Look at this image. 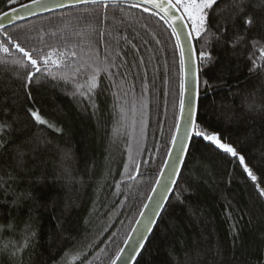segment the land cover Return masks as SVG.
<instances>
[{
  "label": "snow or ice",
  "instance_id": "6c2138e0",
  "mask_svg": "<svg viewBox=\"0 0 264 264\" xmlns=\"http://www.w3.org/2000/svg\"><path fill=\"white\" fill-rule=\"evenodd\" d=\"M4 2L8 10L0 12V75L7 79L0 80L2 85L0 96L4 97L0 100V172L8 179L0 187L15 184L17 186L15 190L19 194L12 198L10 204L0 205V209H7L5 219L10 221L4 227L5 232L14 231L17 227L13 222V213H25L27 223L20 229L24 235V243L19 247L21 255L38 232L35 221L39 220V216L33 220V213L46 207L36 189L48 183H58L55 178L50 180L46 171L36 175V170L46 163L42 153L51 147V141L43 135H37V132L43 130L61 135L64 133V117L59 113L45 112L33 93L46 84L58 85L63 82L66 88L71 87L69 93L71 97L78 100L84 111L88 112L98 107L96 104L100 94L98 90L101 89L102 78L106 75L112 86L117 89L119 102L120 88L115 81L128 75L122 74L121 70L127 68L130 73L133 68L139 71L141 66L145 65L143 56L139 63L135 62V56L132 57L131 64L128 62L129 46L136 52L140 49L132 40L127 39L126 35L116 41L117 45L124 43L125 47L119 48L114 56L110 55L113 33L109 29L117 27V33L119 32V26L123 25L126 19V11L138 10L142 16L148 14L150 18L162 23L169 32L171 69L168 68V49L165 48L164 94L167 96L169 91L178 94V103L174 104L175 124L170 135L165 136L162 132L161 139H165V144L157 142V152L164 148L166 153L162 163H159L155 181L151 183L146 199L144 193L140 194L139 199H144L142 206L137 209L130 203L136 197L129 191L125 198L119 201V210L111 216L112 222L105 226L103 219H100L96 225V231L99 233L96 242H90L93 219L84 221L87 225L84 231L88 235L81 236L77 232L73 237L74 229L69 216L62 210L60 216L53 217L56 221V233L64 242H89L87 254L80 257L76 264H84L87 257L96 251L99 254L94 256L93 264H140L139 258L147 251V243L150 240V235L146 233H154L173 198L180 206L188 207L191 197L199 191V181L191 177L186 178L184 169L188 167L189 157L193 161L197 160L195 153H198L201 147L212 149L217 155L231 161L235 165L233 171L238 168L245 181L253 185L258 197L264 198V170L249 163L243 147V144L255 139V133L243 144L233 142L231 136H225L222 129L213 128L211 123L202 119L200 105L201 83L206 89L210 87L207 79L201 81V73L216 63L217 58L212 52L216 45H219L221 48L231 49L232 59L244 61L247 70L244 83L247 85L254 82L250 88L241 89V84L237 81L236 84L227 86L228 91L233 96L242 97L241 106L249 113L264 111V102L259 108L255 107L257 84L260 91L264 92V0H231L227 9L219 11L215 30L211 33L212 12L219 0H26L24 3H20V0H4ZM56 10H66L62 19L67 23L60 29L46 30L43 26L38 29L29 28L18 23L28 17L53 13ZM33 31H36L35 36L32 35ZM49 39H56L58 42L52 45L48 43ZM148 43L150 42L144 41L145 45ZM155 43L161 45L159 39H156ZM101 49L102 63L105 65L103 67ZM150 59L159 60L155 54ZM169 71H174V77L168 76ZM230 76L231 68L226 67L222 69L219 79L227 84ZM14 85L18 86L19 93L12 90ZM233 88L240 91L232 93ZM132 90L134 92L135 84ZM148 93L149 84L145 76L142 95ZM20 95L24 96L25 103L17 108L14 101L19 100ZM249 96L253 97L251 103ZM25 104L30 106L26 107ZM147 106L143 102L140 103L141 124L142 109ZM22 114L26 117L24 121L21 120ZM49 117L53 120L50 121ZM231 119L232 117H229V120ZM55 124H59V127ZM135 127L134 121V130ZM144 150H147L146 145ZM57 151L61 153L62 173L72 178L67 163L72 159L71 152L59 149ZM128 158L134 164L135 172L130 170L126 173L121 172L123 178L116 181V187L121 189L118 195H124V186L128 185L129 181L145 174L141 171L142 166H150L160 161L159 156L152 155L137 161L131 145L128 149ZM200 159L203 161V157ZM260 159L264 161V152L260 153ZM201 166L202 164H197V170ZM124 168L128 169L129 165L125 163ZM25 177L29 178L28 187L21 190L19 184L24 183ZM181 181H184V184H181ZM228 183L231 184L232 180L230 179ZM158 191L159 196L156 195ZM7 199L6 196L5 200ZM52 207L55 209V204ZM66 208L70 210L71 204L66 205ZM115 208H117L115 204L101 202L93 211L92 217H107L110 215L109 210ZM121 216L124 219H121ZM124 220H128V223L125 224ZM116 221H119V225ZM117 227L127 229L123 233L122 241L119 239L121 233L113 231ZM241 231L237 229L233 234L234 244L237 240L243 243ZM105 236L106 241L103 240ZM78 248L79 243H73V248L67 251ZM9 255L12 260L15 259V251ZM61 259L63 260V257ZM257 264H264V255L257 257Z\"/></svg>",
  "mask_w": 264,
  "mask_h": 264
},
{
  "label": "trees",
  "instance_id": "16d2710c",
  "mask_svg": "<svg viewBox=\"0 0 264 264\" xmlns=\"http://www.w3.org/2000/svg\"><path fill=\"white\" fill-rule=\"evenodd\" d=\"M24 2L26 0H20V3ZM230 4L231 0H219L212 12L210 33L215 30L219 11L227 9ZM6 10H8L6 3L0 0V12ZM65 11L44 14L20 24L36 29L41 26L46 30L60 29L67 23L62 19ZM125 16L124 24L119 26L118 33L117 27L109 29L113 33L110 55L114 56L119 48L125 47L124 43L117 45L116 41L126 35L127 39L132 40L140 49L136 52L129 46L128 62L131 64L132 57L135 56V62L139 63L143 56L145 65L141 66L139 71L133 68L130 73L127 68L121 70L122 74L128 73V75L115 81L120 88L119 102H117V89L112 86L106 75L103 76L101 89L98 90L100 93L96 100L98 107L88 112L84 111L78 100L71 97L69 94L71 87L66 88L63 82L58 85L46 84L33 93L45 112L59 113L64 117L63 135L43 130L37 132V135H43L51 141V147L42 153L46 163L36 170V175L46 171L49 179L55 178L58 183H48L36 189L46 207L33 213V220L39 216V220L35 221L38 232L22 255L19 247L24 243V235L20 229L27 223L25 213H13V222L17 227L14 231L5 232L4 227L10 221L5 219L7 209H0V264H76L80 257L87 254L89 242H64L56 233V221L53 217L60 216L63 210L72 223L73 237L77 232L81 236L88 235L84 231L87 227L84 221L93 219L90 242L94 243L99 236L96 225L99 224L100 219H103L105 226L112 222L111 216L119 210V201L123 200L129 191L136 197L130 203L137 209L146 199L151 183L155 181L159 163H162L166 153L164 148L157 152L156 145L157 142L164 145L166 141L161 139L162 132L168 136L174 128V104L178 103L179 97L172 91H169L167 96L164 94L165 48L168 49V68L171 69L169 32L155 18H150L148 14L142 16L138 10L126 11ZM32 35L35 36L36 31H33ZM156 39L161 41L162 47L156 45ZM144 41L150 43L145 45ZM57 42L56 39L48 40L52 45ZM153 54L158 56V61L150 59ZM212 55L217 58L216 63L203 71L200 77L202 82L207 79L210 86L207 89L203 83L200 86L202 119L211 123L213 128L222 129L225 136H231L232 141L238 144L250 140L255 133V139L243 144V147L249 163L264 170V161L260 159V153L264 152V111L249 113L241 106L242 97L233 96L227 87L239 81L241 89H245L250 88L251 83L254 82L247 85L244 83L247 71L244 61L232 59L233 53L230 48L216 45ZM102 62L103 49H101L103 67L105 65ZM226 67L231 68V76L227 84L219 79L222 69ZM174 75V71L168 72L169 77ZM145 76L149 84V93L142 95ZM6 79L7 77L0 75V80ZM133 84H135L134 92ZM12 90L19 93L16 85ZM238 91L240 90L232 89V93ZM3 98L0 96V100ZM141 102L148 105L142 109V124ZM249 102H253L252 96H249ZM262 102H264V92L260 91V86L257 84L255 107L259 108ZM14 103L19 108L25 103L24 96L20 95V99ZM25 106L30 105L25 104ZM229 117L232 119L229 120ZM21 120H26L23 114ZM49 120L52 121L53 118L49 117ZM55 126L59 127V124ZM130 145L137 161L142 158L147 159L149 155L159 156L160 161L150 166H142L141 171L145 174L129 181L128 185L124 186V195H118L121 189L116 187V181L123 178L121 172L126 173L129 170L135 172L134 164L128 158ZM58 149L71 152L72 159L67 163L72 178L64 176L61 171V153L57 151ZM195 155L197 160L193 161L189 157L184 174L186 178L191 177L199 181V191L191 197L188 207L180 206L173 198L163 214V220L150 235L147 251L139 258L140 264H145L146 261L147 264H257V257L264 255V198L258 197L253 185L245 181L238 168L233 171L235 165L224 156L217 155L212 149L202 147ZM6 160L5 156L4 161ZM125 163L129 165L128 169L124 168ZM197 164H202L199 170L196 168ZM29 167L31 168L32 165ZM7 179L8 177L0 172V185H3ZM28 179V177L24 178V183L19 184V189L28 187ZM230 179L231 184L228 183ZM181 184H184V181H181ZM16 187L15 184L0 187V205L11 203L12 198L19 194L15 190ZM141 193L145 194L144 199H139ZM6 196L7 200H5ZM101 202L115 204L117 208L109 210L110 215L107 217H92L93 211ZM53 204L55 209L52 207ZM68 204H71L70 210L66 208ZM121 219L124 217L121 216ZM124 222L127 224L128 220ZM116 223L119 225V221ZM65 227L67 229V225ZM237 229L242 230L240 235L243 243L237 240L234 244L233 234ZM113 231L121 233L119 239L122 241L123 233L127 229L117 227ZM103 240L106 241L107 236L103 237ZM73 243H79L78 250L67 251L73 248ZM10 245L14 247H9ZM13 251H15L14 260L9 255ZM98 254V251L93 252L84 264H93V258Z\"/></svg>",
  "mask_w": 264,
  "mask_h": 264
},
{
  "label": "water",
  "instance_id": "95a60500",
  "mask_svg": "<svg viewBox=\"0 0 264 264\" xmlns=\"http://www.w3.org/2000/svg\"><path fill=\"white\" fill-rule=\"evenodd\" d=\"M56 11H59V10H56ZM56 11H54V12H56ZM44 14H48V13L38 14V16H42V15H44ZM38 16H36V17H38ZM32 18H35V17H28V18H26L25 20L19 21L18 23H21V22H23V21H26V20H29V19H32ZM193 102H195V101H193ZM156 195L159 196V195H160V192L158 191ZM146 235H151V234H147V233H146Z\"/></svg>",
  "mask_w": 264,
  "mask_h": 264
}]
</instances>
